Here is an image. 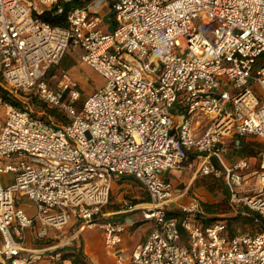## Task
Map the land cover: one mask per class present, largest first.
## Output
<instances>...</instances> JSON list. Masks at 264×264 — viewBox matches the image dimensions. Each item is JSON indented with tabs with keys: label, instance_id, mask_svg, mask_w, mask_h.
I'll list each match as a JSON object with an SVG mask.
<instances>
[{
	"label": "built area",
	"instance_id": "built-area-1",
	"mask_svg": "<svg viewBox=\"0 0 264 264\" xmlns=\"http://www.w3.org/2000/svg\"><path fill=\"white\" fill-rule=\"evenodd\" d=\"M104 3L0 0V87L19 102L0 96V175L14 172L6 186L0 177V264H33L49 250L60 260L58 248L75 234L30 249L26 230L38 224L36 235L47 237L71 220L80 229L99 225L117 264H264V150L251 195L239 196L249 160L227 165L223 159L228 142L264 141V62L257 63L264 52V0H113L108 31L96 13ZM66 6L64 24L41 18ZM70 46L80 47L82 61L105 79L83 100L66 72L48 75ZM30 96L66 122L34 114ZM189 153L200 160L196 175L224 174L231 204L245 206L260 231L230 234L225 220L201 221L197 196L178 206L180 218L173 214L169 204L186 192L162 175L184 168ZM121 176L143 185L149 201L127 207L153 222L127 257L116 246L132 220H112L102 211ZM17 195L33 202L34 215Z\"/></svg>",
	"mask_w": 264,
	"mask_h": 264
},
{
	"label": "rangeland",
	"instance_id": "rangeland-1",
	"mask_svg": "<svg viewBox=\"0 0 264 264\" xmlns=\"http://www.w3.org/2000/svg\"><path fill=\"white\" fill-rule=\"evenodd\" d=\"M113 0H105L104 5L100 8V10H96V13L101 16V18L104 19L102 30H107L108 27L111 24V14H112V8L110 6V2ZM210 25L205 28L207 32H209ZM180 46L182 48L187 47V39L181 38L180 39ZM81 48L76 47H68L66 51L64 52V55L60 62L56 65L51 67V74H59L61 72H66L70 78L78 85V88L81 92V100L86 98L89 94L100 88L104 84V77L92 69L90 66L85 64L81 57ZM264 62V52L258 57L257 63L261 64ZM50 74V75H51ZM227 88L228 90L231 89V85H224L222 86V89ZM254 89H256L259 92V88L257 86H254ZM30 106L33 110V113L39 116H42L45 120H52L54 123H62L65 119L64 114L61 113V118L58 120L52 115H49L46 113L45 109L37 107V105H34L30 101ZM246 141H251L254 144V147L252 149L246 150L244 149V145ZM243 144V145H242ZM242 145V147H241ZM227 151L223 153V159L226 163H230L234 160H237L238 157L243 155L246 157L250 162V168L247 169L243 184L240 186L242 191L239 193V196H243L245 194L251 195L255 193L256 186L258 185L257 175L255 173V170L258 168V151L260 149L264 150V141L255 138V137H247V139H244L241 141V144L239 147H235L232 142H228ZM195 156V155H194ZM193 156V157H194ZM192 155L190 156L189 160L193 159L194 167L192 172L196 170V165L198 166L200 163V160H198L196 157L193 158ZM233 158V159H232ZM216 162V165L220 167L218 161L216 158H213ZM212 159V161H213ZM13 159H2V164H5L6 162H13ZM214 162V161H213ZM166 172V171H165ZM170 179V182L176 185L178 182V179L182 178L184 181H187L190 176V170L187 168L183 169H170L166 173ZM165 174V175H166ZM163 176V175H162ZM208 176V177H207ZM1 183L2 185L6 186L14 181V172L8 171V172H1ZM125 177V178H122ZM201 177V178H200ZM164 178V177H163ZM196 181L194 183L193 187H190V189H194L196 192V196L198 198V201L200 205L202 206L203 212L198 214L199 219L201 220L202 217H206L208 222H212L217 219L225 220L229 229L230 233H255L259 230L260 226L255 225L249 222H243L245 216V212L247 211V208L243 205L236 206L235 204H231L230 202V194L227 188V185L225 183V177L224 174H221L220 176H214L212 174L209 175H196L195 178ZM206 180V181H204ZM183 190V186H181ZM196 188V189H195ZM198 188V189H197ZM181 190V189H180ZM197 190H200L198 192ZM191 190L188 189V193L184 196H189ZM203 192V193H202ZM183 196V197H184ZM192 196H195L193 193ZM203 197V198H201ZM204 197H207L208 200L211 202H204ZM18 203L20 207L29 215H34L36 208L33 204V202L26 196V195H17ZM207 200V201H208ZM114 201V202H112ZM149 201V197L147 195V192L145 191L143 185L138 181V179L132 177V176H121L116 177L113 179L112 182V189L110 191L109 201L107 204H105L102 208L104 211L107 208H111L108 206H114L115 208H129L127 206L132 205L136 203H145ZM127 203V204H125ZM205 205L212 206L211 211H206L204 208ZM138 205V204H137ZM243 211V212H241ZM138 213L137 215H134L133 217L137 220H141L144 217L142 214H140V211H138L136 208L133 211V213ZM207 213V214H206ZM125 215V214H122ZM174 215H176L178 218H180L181 213L179 210H176L174 212ZM239 215V217H238ZM203 219V218H202ZM105 220V219H101ZM202 221V220H201ZM204 222V221H203ZM153 225L152 220H145L137 225V227L134 230V234H140L147 232ZM90 229H95L94 232H97L98 234L102 232V229L99 227V225H95L92 227H89ZM79 230V229H78ZM74 229L72 228H66L65 232L61 233L59 238L55 239L56 242L59 244L61 242H64L68 237L75 234ZM81 236V234H80ZM78 242V239L76 240ZM72 242H74L72 240ZM71 244H68L69 246Z\"/></svg>",
	"mask_w": 264,
	"mask_h": 264
},
{
	"label": "crops",
	"instance_id": "crops-1",
	"mask_svg": "<svg viewBox=\"0 0 264 264\" xmlns=\"http://www.w3.org/2000/svg\"><path fill=\"white\" fill-rule=\"evenodd\" d=\"M110 19H111V21H110L111 24L108 27V29L105 31H108L112 28V14H111ZM241 139H247V137H241ZM191 155L193 157L194 153L188 154L187 165H185V167H184V168H187L188 170H190V176H189L187 181H184L182 178H180V179H178V182L176 183V185H174L173 183L170 182V179H169L168 175L166 174L167 171L163 173V177L171 183V185L173 186L174 189H176V191L186 192L184 194V195H186L188 193V189L191 190L189 196L183 195L184 197L181 196L176 201L171 202L169 204V208L174 212L178 209V206H180L181 204H187L188 202H190L193 193L195 194V196L197 195L196 192L194 191V189H190V187L194 186V183L196 181V179H194L196 176V174H195L196 170H194V172H192V170H191V169H193V167L195 165L193 163V159L189 160ZM240 157H244V156L240 154V156L238 158H240ZM193 158H195V156ZM213 161L216 164L214 159H213ZM235 161L236 160L233 159V161L230 162L229 164L226 162L225 163L227 165H232ZM196 167H197V165H196ZM204 181H206V180H204ZM181 186H183V190H182ZM197 191L199 192L200 190H197ZM200 193H201V191H200ZM201 198H203V197H201ZM202 200H204V202H211L210 200L207 199V197H204V199H202ZM112 202H114V201H112ZM137 204H139V203H136L134 205H137ZM108 207H111V208H107L104 211L102 210L103 214L106 218L116 220V221H124L128 218H130L132 220V223L128 224L126 231L122 234L121 242L116 246L117 249L121 251L122 255L124 257H127L131 254V252L133 251L135 246L138 245L139 243H141L145 239V237L147 236L150 229L147 232L135 235L134 234L135 228L137 227V225L139 223L144 221L143 219L137 220L133 217L134 215L138 214L137 212L133 213V211L135 209L129 210V208H126V207L121 208V209L115 208L114 206H108ZM204 208H205V205H204ZM138 211H140V210H138ZM122 214H125V215H122ZM140 214H141V211H140ZM205 223H209V222H205ZM79 226H80L79 221L71 220L69 222V224L62 231L50 230L47 237L41 238V237H38L36 235V232H37L38 227H39L38 224H36L34 227L27 228V230H26L27 236H26V240H25V246L27 248H30V249H41V248H46V247H54L56 245H59V243L56 242L55 239L59 238L61 233L65 232L66 228H72L75 231L74 232L75 237L73 239L74 242H71V245H76V247H80V249L83 253V258H84L85 264H117L116 258L114 256V254L112 253V251L106 249L104 246L103 234H101V233L98 234L97 232H94L95 229H90L89 227H86V226L83 227L82 229H80V228H78ZM228 233H230L229 229H228ZM80 234H81V236H80ZM230 234H234V233H230ZM76 238L78 239V242L75 241ZM53 252H54V250L53 251L52 250L47 251L46 254L42 257V259L34 262L33 264H72L71 259H66V258L65 259L61 258L60 260L53 259V257H52ZM24 253L26 254V252H24Z\"/></svg>",
	"mask_w": 264,
	"mask_h": 264
},
{
	"label": "trees",
	"instance_id": "trees-1",
	"mask_svg": "<svg viewBox=\"0 0 264 264\" xmlns=\"http://www.w3.org/2000/svg\"><path fill=\"white\" fill-rule=\"evenodd\" d=\"M71 4L78 5L79 3L77 1H73ZM67 9H68V6H66L65 12L61 13V14L55 13V11L53 9L45 10L41 14V18L45 21L52 23V24H64L66 22V10ZM50 74H51V69L48 72V75H50ZM0 96H2L4 99L10 100L16 104L19 103L15 97L8 94V92L6 90H4L2 87H0ZM29 99L34 105H37V107L45 109L47 114L52 115L53 117H55L58 120L61 118V115H60L61 113H59V111L57 109L49 108L44 102L36 99L33 96H30ZM63 122H66V119H64ZM243 140L244 139H241V141H243ZM242 145H241V147H242ZM253 147H254V144L251 141L250 142L246 141V143L244 145V149L249 150V149H252ZM261 150L262 149H260L259 151H261ZM122 178H125V177H122ZM205 210L211 211L212 206L205 205ZM173 214H174V212H173ZM238 217H239V215H238ZM202 218H201L202 221H205V222L209 221L206 219V217H202ZM243 218H244L243 222H249V223L257 225L253 221L252 217L247 215ZM260 230H261V227L259 228L258 231H260ZM58 250L61 251V258L71 259L72 264H85V261L83 258V253H82L80 247H76V245H71V246L69 245V246H64V247L58 248Z\"/></svg>",
	"mask_w": 264,
	"mask_h": 264
}]
</instances>
